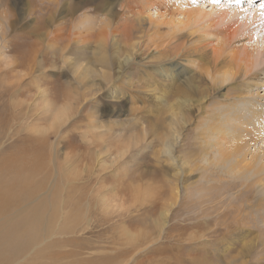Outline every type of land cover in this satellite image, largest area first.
<instances>
[{
	"label": "rangeland",
	"instance_id": "obj_1",
	"mask_svg": "<svg viewBox=\"0 0 264 264\" xmlns=\"http://www.w3.org/2000/svg\"><path fill=\"white\" fill-rule=\"evenodd\" d=\"M178 6L182 11H176ZM226 7L238 8V14L210 29L204 26ZM186 8L209 12L193 22L195 35L234 23L237 38L229 47L240 49L247 42V51L258 57L252 74L259 85L264 24L251 13L264 14V0H0V264L24 259L45 227H55L54 236L45 243L49 250H36L37 264H264V211L257 212L255 205L260 187L227 174L212 147L216 143L205 146L209 153L200 154L186 174L170 177V163L161 156L162 117L137 121L151 108L136 94L141 70L131 64L115 82L112 61L123 56L124 45L138 42L147 67L162 63L166 45L171 50L186 41L177 37L167 44L189 30L168 26L185 19ZM140 14L159 26L140 22ZM100 42L108 57L102 68L91 59ZM155 48L161 50L159 58L148 56ZM103 68H109L127 99L107 97L111 79L100 87L88 84L100 78ZM81 74L87 79L78 84ZM202 83L199 95L209 94ZM254 84L237 80V89L252 92L229 101L246 117L249 111L264 114V86ZM230 90L226 93L234 97ZM205 107L208 113L226 104L212 97ZM202 118L182 132L176 156L199 153L195 138L208 125ZM260 141L264 138L257 140L259 146ZM255 142L247 143L249 149ZM48 186L46 202L29 205ZM25 210L28 216L15 217Z\"/></svg>",
	"mask_w": 264,
	"mask_h": 264
},
{
	"label": "bare ground",
	"instance_id": "obj_2",
	"mask_svg": "<svg viewBox=\"0 0 264 264\" xmlns=\"http://www.w3.org/2000/svg\"><path fill=\"white\" fill-rule=\"evenodd\" d=\"M178 10L182 11V7L178 6L176 11L178 12ZM184 11L186 13H182L181 16L185 19L177 20V23H175V21L174 24H169L168 26H172L171 29L174 28L177 32H183L182 30L188 26L187 29L189 30L184 34L176 35L174 33L175 35L169 38L167 44L169 45L172 43V40L177 39V37H181L182 40L185 39L186 41L180 43L176 48L171 50H168L166 45V47L162 49V53L166 55L162 63L149 65L147 67H144V58L141 57L138 42H133L126 46L124 45L122 47L123 56L120 58L116 56L112 61L113 66H116L117 70L115 73V82L122 78V74L131 64H135V66H138L141 70L139 73L140 84L135 87L139 89L140 92L136 94L144 98V101L148 102L151 108H146L145 111H142L137 121L144 117L152 119H159V117H162L160 128L163 131L165 140L161 156L166 157L167 162L170 163L169 165L172 169L170 171V177L177 179L182 174H186L191 163L199 160L200 154L205 156L209 153V148L205 146H211L216 143L212 147H217V161L220 163L221 167H224L226 173L233 179H239L243 184L250 179L248 182L251 186L257 185L260 187L258 191L259 196L255 205L257 207L256 211L263 213L264 161H261L259 157L263 152L260 147H264V141H260L261 143L259 146L257 140H262L264 138V129H258L259 125L264 124V114L255 110L254 112L249 111L246 117L244 112L237 108L235 105L236 103H231L232 105L229 103L230 97L240 99L239 96L252 92L246 87L237 89V80L246 78L247 81H254V85L258 86V88L264 86V78L262 82L257 85V80L259 79L258 75L252 74L253 66L258 63V57L254 58L252 53L247 51L245 47L246 41L244 43L241 42L240 49H230V42L234 38H237V31L231 29L234 23H232V25L229 23L230 26L229 24H225L215 29L213 33H210L211 30L205 33L207 34L205 36L201 33L195 35L197 34V30L192 27L193 22L198 19H205L209 12H206L203 8H186ZM217 11L218 12H215L216 18L210 19L208 23L204 25L206 28L210 29L214 25L227 22L232 19L234 13L237 12L238 14L239 10L238 8H232L230 11L229 8L226 7ZM251 14L252 18L258 16L259 22L264 24L263 13H256V11H254ZM141 17L140 22H148L149 25L154 27L159 26L156 21H152L149 15L146 17L141 15ZM104 22L105 24L108 23L106 19ZM105 24L103 23L104 26ZM211 34H213V39L209 40L207 37ZM240 36H246V34L243 33ZM126 40H131V36H127ZM228 50H230L229 53L227 52ZM240 50L244 52L242 56L239 55ZM92 51L93 54L91 59L94 63L99 62L102 68L104 64L108 62V57L105 54V44L103 42L97 43ZM158 52H161V50L155 48L148 56L154 55L156 58H159V56L156 55ZM107 69L109 68H103L100 78L95 81H88V84L93 86L98 83L97 86L100 87L104 81L111 79L107 81V84L110 85L114 78L107 73ZM82 75L83 74L77 77L78 84H81L84 79H87L85 77L80 78ZM101 77H103V79ZM125 79L128 80L127 90L131 93V89H133L132 85L128 77H125ZM115 82L112 83L107 97L111 98L110 100L114 102H121L123 99H127L129 95H126L125 91L120 90L119 87H115ZM201 82H203L202 84L205 86L203 91H209V94L205 93L204 95H199L198 90ZM228 82H231L230 87H227ZM250 86H248V88H250ZM224 88L226 90L232 89L234 91V97L229 95L231 92L229 94L226 93V90L221 92ZM212 93L218 94V96H211ZM212 97L218 100L220 106L226 104V107H216L207 113L205 103ZM130 112L131 110L129 108V116L133 115L130 114ZM160 114L162 116H159ZM200 117L208 120V125L207 130L198 132L195 138L197 142L194 145L198 146L199 153L189 150L185 151L186 153L184 152L185 154L183 156H176L175 148H178L177 145L181 140L182 132ZM159 134L160 133L154 134V138L157 141ZM226 135H228L229 138H227ZM253 140H256V142L253 145L254 149L251 150L247 143ZM249 156L250 158H248ZM54 180L55 178L50 182V185L53 186L52 183ZM48 187L49 188L36 197V199H32L31 202L29 201V205L38 202L39 199L43 203L46 202V196L50 192L51 186ZM27 207H29L28 204ZM262 209L263 211H261ZM57 210L58 213L61 214L60 204ZM29 213L30 212L26 210L20 211L18 214H15L17 215L15 217H26ZM38 215V212L34 213V216ZM54 228H43L40 239L33 243L31 252L24 254L26 256L21 261L17 262L14 260L12 264H22L24 262L25 264H37L41 256L36 250L39 247L44 248L47 240L54 236ZM161 230L162 229H160V232ZM240 231L242 230L236 229V232L239 233ZM247 232H249L248 229H245L244 233ZM200 239L204 240L206 238L204 235H201ZM234 239H232L231 243L235 242ZM45 248L49 250L48 247L45 246ZM45 248L40 251L41 254L45 252ZM40 264H42V262H40Z\"/></svg>",
	"mask_w": 264,
	"mask_h": 264
}]
</instances>
